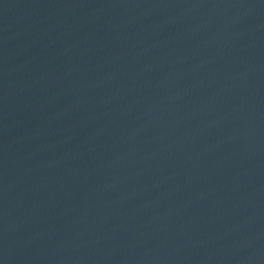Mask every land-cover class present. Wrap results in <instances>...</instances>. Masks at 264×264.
<instances>
[{
  "label": "water",
  "instance_id": "1",
  "mask_svg": "<svg viewBox=\"0 0 264 264\" xmlns=\"http://www.w3.org/2000/svg\"><path fill=\"white\" fill-rule=\"evenodd\" d=\"M0 264H264V0H0Z\"/></svg>",
  "mask_w": 264,
  "mask_h": 264
}]
</instances>
